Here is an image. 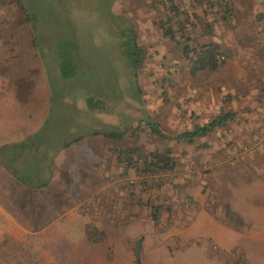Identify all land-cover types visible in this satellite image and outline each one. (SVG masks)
<instances>
[{"label": "rangeland", "instance_id": "374dc122", "mask_svg": "<svg viewBox=\"0 0 264 264\" xmlns=\"http://www.w3.org/2000/svg\"><path fill=\"white\" fill-rule=\"evenodd\" d=\"M156 1L29 0L27 6L36 18L32 33L15 0H0V46H9L0 47V58L7 53L25 55L28 62L12 61L11 68L30 69L31 76H38L39 69L44 72L52 95L45 125L57 130L69 126L64 141L76 134L127 128L123 141L92 135L89 140L107 141L111 157L116 158L117 150L135 147L142 154L170 150L176 164L172 173L145 177L140 159L133 167L119 161L112 173L123 179L122 192H0V243L7 239L0 248V264H133V254L126 258L123 250L131 251L135 241L149 237L154 239L145 242L154 241V253L161 248L165 264L167 227L173 222L176 228L184 227L182 221L188 222L202 208L239 233L264 236V145L237 152L223 147L206 152L200 139L178 143L153 135L148 126L153 121L162 133L175 137L215 118L216 101L233 87L225 66L239 56L237 46L244 49L247 35L262 28L264 0H225L232 8L227 21L221 19V8L210 10L184 0L189 45L216 43L224 53L223 65L216 72L195 77L190 75L183 46L161 37L157 21L166 13L154 7ZM180 19L186 20V15ZM126 23L132 24L146 52L136 83L120 46ZM206 24L212 25V36L203 34ZM62 41L76 45L78 73L74 78L61 77L55 65L54 53ZM87 98L103 101L109 112L88 110L85 118L82 103ZM233 152H244L243 164H234V159L217 169L203 164L205 156L225 160L233 158ZM155 210L158 222L152 220ZM87 224L105 234L103 242L87 240Z\"/></svg>", "mask_w": 264, "mask_h": 264}, {"label": "crops", "instance_id": "0c3cea01", "mask_svg": "<svg viewBox=\"0 0 264 264\" xmlns=\"http://www.w3.org/2000/svg\"><path fill=\"white\" fill-rule=\"evenodd\" d=\"M246 40L244 49L237 46L239 56L225 66L233 87L216 101L215 118L228 112L231 118L200 139L206 152L222 147L237 152L264 145V15L262 28L250 32ZM7 54L0 58V192H122L119 186L123 179L112 173L119 161L111 157L108 140H89L91 135L86 133L89 136L76 134L64 141L69 126L57 130L54 125H45L52 95L44 72L39 69L38 76H31L30 69L20 72L17 67L11 68L12 61L27 59L25 55ZM9 71L12 73L7 75ZM82 104L84 117L88 118L86 99ZM88 149L90 158L86 157ZM242 154L234 153L233 158L225 160L205 156L203 164L216 169L232 159L234 164H243ZM182 223V228H176L174 222L167 227L165 264H264V236L239 233L203 208ZM145 240L141 264H162L161 248L154 253V241L148 245ZM123 254L126 258L133 254V247L131 251L123 250ZM115 255L117 258V250Z\"/></svg>", "mask_w": 264, "mask_h": 264}, {"label": "trees", "instance_id": "16d2710c", "mask_svg": "<svg viewBox=\"0 0 264 264\" xmlns=\"http://www.w3.org/2000/svg\"><path fill=\"white\" fill-rule=\"evenodd\" d=\"M190 5L205 7L206 9L213 10L215 8L222 9L221 19L227 21L232 15V8L230 4L225 0H188ZM29 0H15V4L24 16L25 21L30 25L31 32L35 33L36 18L32 11H30L27 3ZM185 6L184 0H157L154 3V7H158L165 12L166 16L164 19L157 21V26L160 30L161 37L163 39L174 42L175 45L183 46V56L190 62V75L195 77L201 72L213 73L216 72L222 65L223 62L220 57L224 55L221 46L216 43L204 44L198 47L190 46L192 39L187 35V24L189 22L186 11L183 9ZM186 15V20H181L180 17ZM203 34L212 36L213 27L211 24H206L202 28ZM121 42L120 46L123 49L124 58L128 65V69L131 70L130 76L134 83L137 82L138 72L142 68L146 52L143 47L139 45L137 34L130 23H126L125 28L120 33ZM37 38L33 36V42L36 44ZM60 49L56 50L55 54V65L61 75L65 79L74 78L77 76V57H76V45L72 41L60 42ZM138 91H140L138 89ZM104 102L101 100L87 98L86 105L88 110H98L100 113H108L109 109L104 106ZM97 112V113H98ZM231 118V113L228 112L217 118L210 120L203 125H194L191 130L184 131L175 137H170L162 133L159 125L153 121L149 122L150 131L153 135L166 140H175L178 143L193 144L196 140L204 138L206 135L213 133L217 128L225 125L226 121ZM132 133H130L131 135ZM92 136H102L106 140L110 141H123L128 135V129L111 128L107 130H96L90 134ZM81 140L78 138L77 141ZM67 147V146H65ZM117 158L120 162H126L130 167L135 166L137 159L142 161V175L148 176H159L162 174L172 173L175 170L176 164L171 156L170 150L166 153L158 151H152L148 154H142L141 149L135 147L128 150H117ZM136 173L139 172L135 168ZM140 173V172H139ZM144 181L143 183H145ZM157 186H160L158 184ZM211 213V212H210ZM158 211L155 210L152 220L155 222L159 221ZM225 222L224 220H219ZM225 224V223H224ZM227 225V224H226ZM85 236L90 243L98 244L104 241L105 234L100 232L94 225H85ZM7 242L4 239L1 246ZM142 249V240L138 239L133 245L134 264H141L140 252Z\"/></svg>", "mask_w": 264, "mask_h": 264}, {"label": "built area", "instance_id": "2783aa9c", "mask_svg": "<svg viewBox=\"0 0 264 264\" xmlns=\"http://www.w3.org/2000/svg\"><path fill=\"white\" fill-rule=\"evenodd\" d=\"M222 59V58H221Z\"/></svg>", "mask_w": 264, "mask_h": 264}]
</instances>
